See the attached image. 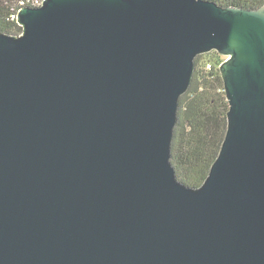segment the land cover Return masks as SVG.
<instances>
[{
	"label": "water",
	"instance_id": "obj_1",
	"mask_svg": "<svg viewBox=\"0 0 264 264\" xmlns=\"http://www.w3.org/2000/svg\"><path fill=\"white\" fill-rule=\"evenodd\" d=\"M0 33V264H264V5L44 0ZM229 101L199 186L171 162L196 57Z\"/></svg>",
	"mask_w": 264,
	"mask_h": 264
},
{
	"label": "trees",
	"instance_id": "obj_2",
	"mask_svg": "<svg viewBox=\"0 0 264 264\" xmlns=\"http://www.w3.org/2000/svg\"><path fill=\"white\" fill-rule=\"evenodd\" d=\"M224 6L256 9L264 0H214ZM44 0H0V33L21 34L19 9ZM225 57L213 50L196 57L190 88L182 95L172 143L171 162L181 181L201 185L219 155L228 126L229 101L220 64Z\"/></svg>",
	"mask_w": 264,
	"mask_h": 264
},
{
	"label": "rangeland",
	"instance_id": "obj_3",
	"mask_svg": "<svg viewBox=\"0 0 264 264\" xmlns=\"http://www.w3.org/2000/svg\"><path fill=\"white\" fill-rule=\"evenodd\" d=\"M20 10V9H19Z\"/></svg>",
	"mask_w": 264,
	"mask_h": 264
}]
</instances>
